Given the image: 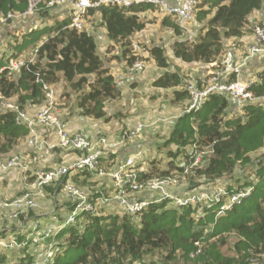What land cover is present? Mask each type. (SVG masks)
Returning a JSON list of instances; mask_svg holds the SVG:
<instances>
[{
	"label": "trees",
	"instance_id": "trees-1",
	"mask_svg": "<svg viewBox=\"0 0 264 264\" xmlns=\"http://www.w3.org/2000/svg\"><path fill=\"white\" fill-rule=\"evenodd\" d=\"M27 5L28 0H0V15L22 13ZM44 5L40 7L41 10ZM149 9L156 10L153 4L145 1L129 6L100 4L88 9L86 20L91 24L94 16L99 17L100 25L111 42L109 45L121 48L119 55L125 59L127 67L136 58L143 59L140 55H134L130 46L134 42L133 35L145 28L143 13ZM259 10H264V0H199L193 19L186 23L194 19L201 22L193 37L186 36V28L180 26L174 17L163 16L161 27L170 29L177 36L170 45L174 58L185 65L219 64L227 50L225 40L241 42V38L252 30L255 23L251 22V15ZM40 14L46 15L47 9ZM70 22L68 12L46 28L36 27L30 31L37 40L42 37L39 40L41 44L37 42L34 47H37L34 60H27V66L22 67L15 76L1 72L0 94L4 98H14L21 107L38 108L45 101L43 83L50 86L63 80L76 94L73 103L75 112L108 122L112 116L107 115V103L121 96L120 87L98 53L94 29L79 31L69 27ZM148 51L150 58L163 70L151 85L158 89H172V100L186 99L188 102L182 75L179 68L169 69L165 48L153 45ZM16 56L12 53L6 60L1 58L0 66L6 65L10 58ZM249 89L258 99L245 101L240 107L224 93L213 92L199 110L184 111L163 143H173L175 148L167 150L163 160L160 155L151 157L147 168L139 172V179L165 177L174 170L182 173L183 168L178 164L181 157L188 162L190 155L207 149L209 154L205 164L202 161L205 156H201L197 163L200 167L196 166L186 177H198L205 183L220 179L225 182L223 185L228 192L250 188L240 204L234 205L216 219L215 206H211L205 209L203 217L196 220L191 215L193 210L190 207L165 208L167 203L164 201H153L134 216L118 214L114 210L116 204L112 203L108 205L111 210L104 212L105 206L97 213H81L74 223L56 232L53 239L62 238L63 243L58 241L60 248L53 264H132L156 253L163 255L161 257L165 260L159 264H177L179 261L184 264H246L251 254L264 255V155L253 161L254 180L243 181L239 176L233 182L224 180L225 176L233 177L235 172L250 163L251 153L264 143V69L259 71V80L253 82ZM63 95L69 97L67 93ZM201 109L205 111L199 115ZM189 115L193 120L187 123L185 119ZM27 133V127L16 122L15 112L0 103V154L8 153L17 142L25 140ZM115 155L109 153L103 158L102 164L107 169L113 165ZM94 176L95 172L84 170L72 176V180L80 186H85V183L89 186ZM44 190L50 191V196L55 198L60 186L51 184ZM104 191L109 192L111 188L105 187ZM18 229L20 233L16 240L20 242L25 234L20 226ZM229 233H233L236 240L230 250L224 251L221 247L228 242L226 236ZM4 235L0 232V240H3L1 236ZM69 250L77 251L78 254L70 257L67 255ZM6 253L5 250L0 252V264L5 261ZM32 262L33 256L22 249L16 264Z\"/></svg>",
	"mask_w": 264,
	"mask_h": 264
},
{
	"label": "built area",
	"instance_id": "built-area-1",
	"mask_svg": "<svg viewBox=\"0 0 264 264\" xmlns=\"http://www.w3.org/2000/svg\"><path fill=\"white\" fill-rule=\"evenodd\" d=\"M142 1L153 4L160 15L174 17L180 26H185L193 19L199 0H28L27 8L23 13L8 12L6 15H0V27L12 17L31 16L42 4H45L50 8L68 6L71 19L69 27L79 31L92 30L93 26L86 22L89 8L107 3L129 6ZM130 48L134 55L148 52L147 47L138 41H134ZM237 50L234 47L226 50L219 64H194L199 71L184 85L188 93L186 112L199 110L207 96L213 92L224 93L233 102H237L238 107L245 101L258 99L253 96L249 88L253 82L259 80V72H255L250 78L244 77L243 66L249 58L264 53V18L255 23L252 29V39L246 44L244 51L238 52ZM36 52L37 47L33 49L28 58H10L6 65L0 66V73L5 71L7 76H15L22 67L27 66V60L29 62L34 60ZM210 66H215V68L212 69ZM146 68H148L147 62L136 58L115 81L116 85L133 78L137 73L144 72ZM43 88L45 101L34 113L29 112L28 108L21 107L11 98H4L0 94L1 105L13 110L16 122L27 127L25 144L29 152H32L29 160L32 168L23 164L21 154L18 153L0 161V174L7 170H15L17 166H20L24 173H22V180L25 183L19 195L0 202V205L10 208L8 219H22L20 227L25 234L24 239L19 242L14 236L8 242L0 240V250L2 247L13 248V250L26 249L33 256L32 264H53L58 249L53 237L60 229L74 223L81 213H97L101 207L115 203L122 208L124 213L134 216L145 210L151 202L164 201L169 207L173 206L177 209L190 207L193 210L191 215L198 220L203 217L206 208L215 206L214 216L218 217L234 205L240 204L242 198L248 195L250 188L228 192L224 185L204 189L180 188L181 180L198 166L197 163L200 162L198 154L190 155L188 162L181 157L178 164L183 168L182 173L174 170L165 177L139 179V172L142 170L141 163L144 160V152L140 149L131 152L124 159H119L118 154L113 165L107 169L102 164L103 158L118 150L119 145L126 140L137 136L147 125L137 122L132 127L122 129L119 140H113L100 133L92 136L79 129L71 131L65 127L53 89L44 83ZM56 151L65 155L72 154L74 158L51 167L33 165L38 162V156L46 160ZM84 170L107 178L108 185L105 187L111 188V191L105 192V187L93 191L74 182L72 176ZM51 184L60 186L59 192L64 194L65 202L70 204L68 213L59 216L57 211L53 210L61 218L57 219L54 225L43 224L35 215L20 219V216L26 217L29 211L37 208V195L42 196L44 188ZM137 192H143L145 195L137 197L134 195ZM56 198L53 200L55 201ZM201 203H203L202 209L199 208ZM62 205L64 209L67 208L64 202ZM57 208L58 205H56ZM262 256L251 254L247 257L246 264H264Z\"/></svg>",
	"mask_w": 264,
	"mask_h": 264
},
{
	"label": "rangeland",
	"instance_id": "rangeland-1",
	"mask_svg": "<svg viewBox=\"0 0 264 264\" xmlns=\"http://www.w3.org/2000/svg\"><path fill=\"white\" fill-rule=\"evenodd\" d=\"M57 7L58 6L49 8L46 5H44L42 10L47 9L46 15L45 14L41 15L40 12L42 10L39 8V10L36 13L32 14L31 16L28 17L24 16L22 18L12 17L11 19H7L0 27V60L1 58H3V60H6L11 50L14 51L16 50L15 52H17L16 54L20 58L26 56L29 53V51L31 53L34 47L36 46V42L38 41L37 38L35 37V34H30V31L36 27L46 28V26L52 24L54 20L62 19V17L66 15L64 14L63 16H60L61 14H59L58 10H56ZM65 8L69 9V7L65 5L60 9L65 10ZM143 16L145 17L146 26L142 31L135 33L132 39L134 41H138L143 45H145L148 50L153 45H162L165 48V54L169 60V69L174 70L176 69V67H178L182 75L183 82L184 83L187 82L192 76H194L199 71V69L195 68V70H191V68L187 66H186L187 68H185L183 65L181 66L179 61H177L173 57L170 45L175 39H177V36L174 35L170 29L167 30L161 27V20L163 16L157 13L156 10L149 9L143 13ZM262 18H264V15L259 19ZM259 19L257 20L259 21ZM91 20H92L90 21L91 24L89 23L88 20H86V22L90 25L92 24L94 25L93 29L95 35L97 31L99 30L103 31L104 27L100 25L98 16L96 17L94 16V18H92ZM254 25L255 23H253V27ZM200 26H201V22L197 21L196 19H194L189 24H186L184 26L187 30V31L185 30L186 36L190 37L191 35L193 37L194 35L192 34L196 33ZM253 27H251V29H253ZM251 31L252 30L248 31L247 34L248 35L251 34ZM225 43L227 50L231 47L240 49L245 46L244 43H242V41L236 43L231 39L225 40ZM26 46L27 47L30 46L26 51L27 53L24 52V55L20 56L22 52L21 50H23ZM97 50L101 58H103L104 63L105 62L109 63L110 61L114 62L113 63L114 65L113 67H111V69H114L115 73H116V69L120 71L124 69L125 59L120 57L119 55L121 48H119L118 46L115 48L110 45L107 46L98 45ZM262 54L264 56V53ZM140 57L143 58L148 63L150 61L149 51L148 53L140 54ZM151 67L153 68L148 69L147 72H145L147 68L144 70L145 73L149 74L148 75L149 80L152 79L153 77L158 76L159 72H161L162 70L158 67L156 68L154 64H152ZM262 69H264V59H262V62L255 67V70L257 71L254 72H258L259 70L261 71ZM50 86L54 91L55 97L58 98L59 107H66L67 113L69 112V109L76 111V108L73 104L76 94L71 89V87L67 82L61 80L58 83L51 84ZM143 89L144 88H142V90ZM156 90L157 88L149 86L145 89V91L147 92H133L132 95L120 96L117 100L107 103V107H106L107 111L111 116H113V118H111V120L108 121L107 124L102 120L90 121L89 119L82 118L80 116H77L76 118H74V120L77 121L84 119L86 122L85 125L86 130H91L90 124H94L92 125L93 130H96L99 133L105 135H107L106 133H104L106 131V128H108L112 133H115L118 129L125 128L126 124H129L133 121L143 122L147 126L144 128V130L140 131L139 134L133 138L135 139L137 137L142 140L151 141V143L147 144V147L151 148V150H154V154L152 157H154L155 155H160V157L163 156L162 157L163 160L166 157L167 150H172L175 148L173 143L167 145L163 143L171 135V132L174 130V126L176 125V122L178 121L180 115L184 114V111H186L187 100L185 99L180 101H174L172 100L173 99L172 90L170 92H155ZM64 93L65 94L67 93V96L69 97L64 96L63 95ZM11 100L15 101L14 98H11ZM204 111L205 109H201L199 111V115H202ZM114 113L116 114L114 115ZM192 120L193 117L189 115L185 119V122L188 123ZM119 139H120L119 137L116 138V140ZM24 141L25 140L22 139L19 142H17L16 145L8 153L0 154V159L8 158L16 154L17 151H19L20 153L18 154H21V159L23 161V164H27V166L32 168V165L29 164L30 155H32V152L27 153V151L21 149L24 145ZM122 145L119 146L121 147ZM208 154H209L208 150L204 149L202 150V152L198 153V157L201 158V156H205L202 158V161L204 163V161L207 159L206 156H208ZM262 154L264 155V143L260 149L251 153L250 163L244 165V168L242 170H238L237 172H235L232 175L233 177L225 176L224 180L226 182H233L234 178L238 176L243 181L251 180V179L254 180L255 175L254 173H252L253 161H256V158ZM61 156L64 157L67 155L61 154ZM114 157H116V155ZM59 161L57 162L58 164L60 163ZM148 162H149L148 160L145 159L143 160V162L141 163L142 169L147 168ZM43 163L45 164L46 160L41 159V156H38V162L34 163L33 165L37 164L41 166ZM22 173H23L22 168L20 166H17L15 170H11V171L7 170L6 172L0 174V200L14 198L15 196H17L16 193H18L20 189L24 188L25 183L22 180ZM93 178L94 179L90 180L91 183H89L91 185L88 186V183H85V186L82 187L90 190H98V188H103L106 186L105 177L94 176ZM223 182L220 179H217L212 183H205L203 179L198 180V177L191 178V176H188L186 178H183L181 180V183L179 184H180V188L198 187L204 189L207 187L214 188L223 185L225 183ZM46 194L45 196L52 201L53 198H51L50 196V191H47ZM134 195L137 197H141L144 196L145 193L137 192L134 193ZM40 196L41 195H37V197ZM56 197L57 199H55V201L53 202L54 204L58 203V200H60V203L66 200V197L62 192H59ZM64 203L67 205L66 209H58L61 208L62 206L56 209L59 216H61L63 213H68L67 210L70 209L69 202H64ZM245 206H247V203H245ZM167 207H169V205H166L165 208ZM115 208H116L115 211L118 212V214L122 215L124 213V211L120 206L116 205ZM199 208L200 209L203 208V203L199 205ZM36 209L32 210V213H29L26 217H22V218L26 219L28 216H32L33 214L35 215ZM38 213L42 214L41 211H39ZM9 214H10V208L0 205V232L5 233V235L1 236V238H3V240L7 242L11 241L14 236H17V234L20 233L18 232L20 231L18 227L22 223V219L18 221H13L8 219L7 216ZM58 215L57 217L59 218ZM39 220H41V222L43 221L45 222L47 220V215L39 216ZM226 238L228 242L221 247V249L224 251L230 250V248L232 247L233 243L236 240L235 235L233 233L227 234ZM56 241L57 244L58 241L63 243L62 238H59ZM62 248L63 247H61V249ZM4 250L7 251V253H6L5 261L2 264H16V262L18 261V257L21 255V251H14L13 248H9L8 250L4 249ZM4 250L2 251L0 250V252H3ZM77 254L78 252L73 250H69L67 252V255L68 256L70 255V257L75 256ZM161 256L163 255H160L158 253L154 255H147L143 260L134 262L132 264H150V262H153L154 264H159L165 261ZM262 259L264 260V255L262 256ZM167 263L170 264L169 262ZM177 264H184V263H181L179 261L177 262Z\"/></svg>",
	"mask_w": 264,
	"mask_h": 264
},
{
	"label": "crops",
	"instance_id": "crops-1",
	"mask_svg": "<svg viewBox=\"0 0 264 264\" xmlns=\"http://www.w3.org/2000/svg\"><path fill=\"white\" fill-rule=\"evenodd\" d=\"M63 6H58L57 8H56V10H58V13L59 14H61L60 16H63L64 14H67L68 12H69V10L67 9V8H65V10H61L60 8H62ZM70 9V8H69ZM264 15V11L263 10H259V11H255V12H253V14L251 15V17H250V20L252 21V22H257L258 20L257 19H259L260 17H262ZM66 16V15H65ZM260 20V19H259ZM44 37V36H43ZM27 38V37H26ZM42 37H40V39H41ZM96 38H97V42H98V45L99 46H107V45H109L111 42H110V40L106 37V35H105V30H104V28H103V31H101V30H99V31H97V33H96ZM39 39V40H40ZM252 39V32H251V34H246V35H244L242 38H241V41H242V43H244V45L246 46V44L247 43H249L250 42V40ZM39 40H37L38 41V43L40 42ZM37 43V42H36ZM28 46V45H27ZM25 47L23 50H21L22 52H21V54H20V56L22 55H24V52H26L27 51V49L30 47ZM243 49L242 48H240V49H238L237 51L238 52H240V51H242ZM11 51H13L14 52V54H16L17 52H15L14 50H11ZM27 53V52H26ZM118 53V52H117ZM30 54V51H29V53H28V55ZM117 59V58H116ZM176 59V58H175ZM262 59H264V56H263V54H257V55H255V56H253V57H251V58H249L247 61H246V63H245V65L243 66V72H244V77H247V78H250L255 72L254 71H257V70H255V67L258 65V64H260L261 62H262ZM177 61H179V63H180V65L182 66H184L185 68H187V67H189V68H191V70H195V68H197V67H195L194 66V64H188V65H185L184 63H182L179 59H176ZM114 62L113 61H110L109 63L108 62H105V66L106 67H108L109 69H110V71H111V73L113 74V76H114V78H115V81L118 79V77L121 75V74H123L124 73V69H126V66H125V64H124V69L122 70V71H120V70H118V69H116V73H115V70L114 69H111V67H113V64ZM148 64V68H147V70H145V72H147L148 71V69H151V68H153V67H151L152 66V64H154V66L157 68L158 66L155 64V62H154V60L152 59V58H150V61L147 63ZM187 66V67H186ZM159 68V67H158ZM176 68H178V67H176ZM260 71V70H259ZM258 71V72H259ZM145 72H142V73H137L133 78H131V79H128V80H126V81H124L123 83H121V84H119V85H117V86H119L120 87V92H121V96H125V95H132L133 94V92H147V91H145V89L147 88V87H153L152 85H151V82L153 81V79L155 78V77H153L152 79H148V73H145ZM161 72H162V70H161ZM161 72H159V74L161 73ZM145 73V74H144ZM158 74V75H159ZM142 88H144L143 90H142ZM155 88V87H154ZM172 89H158L157 88V90L155 91V92H170ZM64 92H67V91H64ZM36 110H37V108L36 107H30V109H28V111L29 112H31V113H34V112H36ZM60 112H62V117H63V121L65 122V127L66 128H68L69 130H75V129H79V130H81V131H84L85 133H87V134H90V135H94L95 133H99L98 131H96V130H93V127H92V125H94V124H90V126H91V130H86L85 129V125H86V122H85V120L84 119H81V120H74V118H76L77 116H80V117H82V118H87V119H89L90 121H97V120H101V119H92V118H89V117H85V116H82V115H80V114H78L77 112H75L74 110H70L69 109V112L67 113L66 112V107H61L60 108ZM116 113H114V115H115ZM107 115H110L109 113H108V111H107ZM111 118H113V116L111 117ZM111 120V119H110ZM109 120V121H110ZM103 121V120H102ZM104 122V121H103ZM106 124L108 123V122H105ZM135 123H137L136 121H133V122H131V123H129V124H126V127L125 128H128V127H132V126H134L135 125ZM122 129H124V128H121V129H118L115 133H112L108 128H106V131L104 132V133H106L107 135H108V137L109 138H111V139H113V140H116V138H118L119 137V135H120V132H121V130ZM100 134H102V133H100ZM105 135V134H104ZM106 135V136H107ZM149 143H151V141H146V140H142V139H140V138H131V139H128V140H126V142H124V144L118 149V150H120L119 152H117V155H118V153H119V159H124L125 158V156H127L128 154H130L131 152H133V151H135V150H142L143 152H144V159L145 160H148V159H150L152 156H153V154H154V150H151V148H149V147H147V144H149ZM155 148V147H154ZM21 149H23L24 151H27V153L29 152V148L27 147V145L25 144V141H24V145H23V147L21 148ZM20 149V150H21ZM118 150H116V151H118ZM17 153H20L19 151H17ZM55 155V156H54ZM54 155H52V156H50V157H48L47 159H46V163L44 164H42L41 166H45V167H51V166H53V165H55V164H57V162L59 161L60 163H64V162H68L69 160H71L72 158H74V156L72 155V154H70V155H67V156H64V157H62L61 156V153H55ZM117 155H116V157H117ZM115 157V158H116ZM106 185H108V179L106 178ZM23 189V188H22ZM22 189H20L19 191H18V193L19 192H21V190ZM18 193H16V194H18ZM47 192H45L44 191V195H42V196H40V197H37V204H38V206H37V209L35 210V215L36 216H43V215H47V220H49V221H43V224H46V225H54V224H56V220L57 219H59L58 217H57V213L56 212H54L53 210H56V205H58V207H61V208H58V209H64V205H62V203L63 202H65V201H63V202H61L60 203V200H58V203H53L54 202V200H49V198L48 197H46L45 196V194H46ZM47 195V194H46ZM46 197V198H45ZM52 198V197H51ZM12 199V198H11ZM57 199V198H56ZM2 200H0V202H1ZM104 209V212H106V211H109V210H111L112 208L111 207H109V206H107L106 208H103ZM39 211H41V213L42 214H39L38 212ZM5 241V240H4ZM4 249H6L5 247H2L1 248V251L2 250H4ZM7 250V249H6ZM7 252V251H6Z\"/></svg>",
	"mask_w": 264,
	"mask_h": 264
},
{
	"label": "clouds",
	"instance_id": "clouds-1",
	"mask_svg": "<svg viewBox=\"0 0 264 264\" xmlns=\"http://www.w3.org/2000/svg\"><path fill=\"white\" fill-rule=\"evenodd\" d=\"M42 5H43V4H42ZM42 5H41V6H42ZM41 6H40V7H41ZM51 8H53V7H51ZM38 10H39V9H38ZM36 12H37V11H36ZM36 12H35V13H36ZM14 13H16V12H14ZM22 13H23V12H22ZM18 14H21V13H18ZM38 44H39V43H38ZM38 44H37V45H38ZM40 44H41V43H40ZM40 44H39V45H40ZM12 53H14V52L11 51L10 54H12ZM17 57H18V56H17ZM17 57H15V58H17ZM141 73H142V72H141ZM28 109H29V108H28ZM124 129H125V128H124ZM25 139H26V138H25ZM117 152H118V151H115V152H113V153L117 155ZM118 154H119V153H118ZM9 200H10V199H9ZM115 209H116V208H115ZM115 209H114V210H115ZM37 217L39 218V216H37ZM53 240H54V239H53ZM54 241L57 243L56 240H54ZM56 245H57V244H56ZM57 247H58V249H59V246H58V245H57ZM6 249H7V248H6ZM58 249H57V250H58ZM7 250H8V249H7ZM14 251H21V250H14Z\"/></svg>",
	"mask_w": 264,
	"mask_h": 264
}]
</instances>
